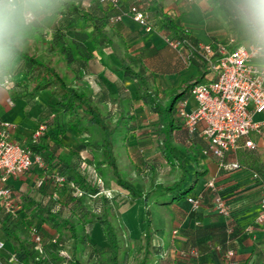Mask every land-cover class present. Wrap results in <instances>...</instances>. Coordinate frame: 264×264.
Segmentation results:
<instances>
[{"label":"crops","instance_id":"0c3cea01","mask_svg":"<svg viewBox=\"0 0 264 264\" xmlns=\"http://www.w3.org/2000/svg\"><path fill=\"white\" fill-rule=\"evenodd\" d=\"M124 1L131 3L132 0ZM160 2L163 11L171 15L182 29L189 32L197 46L211 44L216 48L221 43L230 50L242 44V38L230 20L232 0H160ZM56 25L57 19L53 18L38 32L24 55L43 62L69 85L90 92L100 112L104 116L109 112V118H106H111L112 123L120 113L127 117L132 115L130 119L132 130L126 131L123 135L125 128H121L115 140L114 151L115 147L119 148L124 144L135 145L136 140L131 139L136 137L139 139L137 150L145 151L149 146L142 144L140 138H154L158 153L162 156L157 144L158 117L145 106L137 80L124 76L120 58L131 61L130 64L146 77L148 90L156 93L161 100L170 96L173 89H178L182 81L195 78L203 67L205 71L207 68L204 82L213 78L214 72L209 70L206 64L202 66L201 60L190 55L181 44L172 45L173 41L164 38L158 26H151L146 31L130 15H123L121 21L104 26L103 32L95 36L96 42L93 44V37L89 36L91 28L82 19L72 22L71 30L63 35L61 32L59 35L56 34L58 32ZM62 46L65 51L62 50ZM68 49L74 59L71 62L66 59ZM9 95L12 98H19L21 105L13 103ZM184 99L187 109H192L196 105L190 92L175 101L172 110L175 128L171 132V140L187 167L188 179L182 188L189 184L195 172L199 178L194 188L184 197L175 202L158 204L161 207L157 212L156 228L152 223V245L157 256L145 264H171V261L179 258L180 250L190 249V246H195L199 250L200 254L198 253L196 257L198 264H227L225 260H229L226 256L228 248L234 251L231 258L233 264H264V224L254 223L261 211L260 201L264 196V128L259 133L250 134L249 138L255 144L253 149L241 146L227 151L222 162L225 164L236 162L239 167L224 168L215 157L202 154V149L206 146V141L200 134L202 123L192 134L185 129L177 112L180 101ZM54 101L55 98L45 90L32 94L23 72L18 71L15 75V87L8 93H0V120H7L13 124L10 139L24 145H32L31 133L38 123L58 119L52 108ZM32 110L35 113L28 115ZM139 110L142 113H138ZM255 119H264V113L256 115ZM155 121L156 126L153 127L151 124ZM135 123H139L137 129H134ZM54 132L55 135L49 137L48 127L39 144L43 142L44 145L54 147L56 155L65 158L69 165L78 167L79 174L85 176L83 154L89 152L81 149L80 145L73 149L75 143H71V137L76 138L74 134L81 135L83 132H76L67 126H64L61 132L54 128ZM115 154L118 156V149ZM78 157H81L80 160ZM162 158L164 159L163 156ZM151 166L146 169L150 177L155 175L156 171ZM56 170L53 167L33 166L19 176L9 177L8 184L13 197L21 199L27 193L30 197L40 199L42 195L38 194L36 189H34L36 195L31 196L32 189L28 185L30 177L38 173L41 176L45 174L53 181L54 175L57 176ZM91 170L93 173L89 174L95 184L96 170L95 168ZM169 170L172 173L170 166ZM208 180L214 181L215 191L205 186ZM215 193L221 195L228 203L230 207L228 216L219 215L214 211L212 204ZM189 195L200 196L201 204L197 209H192L186 201ZM109 198H112V195ZM154 199L155 197L149 202L157 204ZM135 202L138 207L131 206L119 214H122L133 227L131 231L125 220V227L128 226L131 234L130 239H137L138 248L139 237L145 226L141 222L145 216L143 200ZM150 203L149 209L151 215H154ZM135 219L140 220L138 225L133 222ZM230 229H233L231 237L226 240L225 236L227 237ZM4 242L2 253L7 256L13 249L10 242L5 240ZM183 264L190 263L186 261Z\"/></svg>","mask_w":264,"mask_h":264},{"label":"trees","instance_id":"16d2710c","mask_svg":"<svg viewBox=\"0 0 264 264\" xmlns=\"http://www.w3.org/2000/svg\"><path fill=\"white\" fill-rule=\"evenodd\" d=\"M130 6H136L140 10L146 12L148 15L147 21L150 26H158V30L164 38L181 44L188 50L190 55H194L201 60L202 66H204V64L207 65L197 47V43L192 39L187 30L182 29L171 15L163 11L160 0H132L131 3L119 0L117 7H111L107 3L100 2V0H72L71 6L63 14V17L57 20L56 31L58 32L56 34L61 32V35H63L68 30H71L72 26H70V24L72 22L82 19L91 28L89 36L93 37V44L96 42L95 36L103 32V27L108 23H112L110 18L113 15L124 13ZM62 50H66L64 46H62ZM66 59L68 62L74 60L70 49H68L66 53ZM130 62L124 58H120L121 69L124 76L129 79L137 80L142 91V100L145 106L152 113L157 115L159 122V126L156 130L157 144L162 156L172 170V179L168 183H156L154 180H151L148 188L145 190L139 187L135 181L123 176L114 151L115 136L119 134L118 132L121 131V128H125V131L122 133L123 135L126 131L132 130V124L130 122L132 115L127 117L125 114L120 113L115 122L112 124L108 123L107 118L100 112L99 107L92 100L90 92L78 90V88L69 85V83L65 82L52 68L24 54L21 58L19 68L14 75H16L18 71L23 72L32 94L40 90H46L55 98L52 108L55 115H58V119H52L50 122L48 120L40 121L46 124L47 129L48 127L57 128L58 132H61L63 127L67 126L74 129L76 132H99L96 139L88 144L80 145V148L86 149V151L93 155L97 154L95 159V166L97 169L100 170L102 165L109 167L115 184L126 191L131 201L143 200L144 216L148 222L139 237L140 242L136 253V257L138 258H133L132 264H145L151 258L152 253L155 252L152 245L153 230L149 201L155 197L154 200L157 204L175 202L189 193L194 188L199 178L197 172H195L189 184L182 188L188 179V174L187 167L183 159L179 156L177 147L171 140V132L175 128L172 110L175 101L179 97L190 92V89L194 85L204 82L207 68L206 71L204 67V70L200 69L197 76L192 80L182 81L178 89H173L171 91L172 93L169 101L165 102V100H161L157 97L156 93L148 90L146 77L138 69L133 67ZM42 137L43 136L33 143L31 147L37 151L43 159L44 166L41 168L53 167L57 169V176L54 175L53 177L54 185H56L54 186V191L61 187L68 188L69 185L71 186V188L66 189L68 193V200H66V202L68 203V201H70L74 206H72L71 212L76 214L77 217H80L90 228L93 224L102 227L107 245L106 264H123V242L119 236L117 227L111 223L113 215H115V217L120 215L119 212H117V202L108 200L107 195L101 192L99 186H93L84 175H80L78 167L69 165L65 158H61L59 154L56 155L54 147L44 145L43 142L39 144ZM56 177H62L63 181H57ZM43 186L44 182L42 178L41 185L37 186L38 190ZM40 191L41 190L38 191V194L44 196ZM54 191L52 190V193L48 195L56 196ZM82 192L92 196L95 202L100 201L102 207L101 212L96 213L88 209L81 197ZM162 197H164L165 200L160 201ZM11 199L14 204L19 206L20 211H24L38 219L40 225H50L56 232L61 234L62 240H73L76 242L80 239L79 231L74 220L70 217V212L69 214L67 213V215H63L62 209L55 210L47 206L45 207L41 203V200H37L35 197L23 196L21 199H15L12 190ZM1 211L7 214V211L3 207H0V212ZM120 225L122 226V224ZM123 228L126 230V227L123 226ZM33 229L39 234L42 240L41 244H43L44 239L38 232L39 226ZM232 231L233 229H230L229 233L225 232L227 233V237L225 236L226 240L231 237ZM0 234L2 239L10 242L13 249L12 252L15 253L18 259L17 262L12 263L10 261V264H85L79 259L75 251L71 254L54 252L49 257L43 256V254L35 248L33 243L23 239L20 232L7 225V222L1 218ZM52 242H56V239H53ZM94 247L99 248L100 246L94 244ZM190 248L196 249L199 253V250L195 248V246H190ZM5 258L8 260V257ZM186 261L190 264H193V262L197 263L196 258L186 254L184 256H179L176 260L174 259L171 261V264L174 262L183 264ZM226 261L227 264H230L228 263L229 260H225V262Z\"/></svg>","mask_w":264,"mask_h":264},{"label":"built area","instance_id":"2783aa9c","mask_svg":"<svg viewBox=\"0 0 264 264\" xmlns=\"http://www.w3.org/2000/svg\"><path fill=\"white\" fill-rule=\"evenodd\" d=\"M100 2L117 7L119 0H100ZM123 15H130L146 31L151 28L147 21V13L136 6H130L124 13L113 15L110 21L112 23L119 22ZM171 43L172 45L177 44L174 41ZM197 47L209 70L213 71L215 76L190 89V95L196 103L194 108L187 109L184 99L180 101L177 112L185 129L190 134L194 133L202 123L200 134L206 141L202 154L215 157L220 161V166L224 168L234 169L238 167L236 162L229 164L222 162L225 153L241 146L253 149L255 144L249 138L250 134L259 133L264 128V119H255L256 115L264 113V80L258 79L253 66L242 58V44L230 50H227L223 44H218L216 48L211 44L198 45ZM11 128H13L11 122L0 120V203L1 207L9 213L13 211L14 206L19 209V206L14 204L11 199L9 177L19 176L33 166H44L41 155L31 145H24L10 139ZM46 132V124L38 123L31 133L32 143L38 141ZM56 180L62 182L63 178L56 177ZM41 183L42 179H39L37 186ZM205 186L215 191L213 180H208ZM186 201L192 209H197L201 204L199 195H189L186 197ZM260 206L261 211L254 220L255 224H264V196L261 198ZM212 207L219 215L228 216L230 214L228 203L218 193H215L213 197ZM32 233L34 235L33 242L41 244L42 240L39 234L34 229H32ZM4 245L5 242L0 237V264H10V261L17 262L18 259L14 252H10L7 256L2 253ZM186 254L196 258L198 251L194 248L179 251V256ZM233 254V249L228 248L226 256L230 264H233L231 259ZM5 257H8L9 262ZM193 264L197 263L193 262Z\"/></svg>","mask_w":264,"mask_h":264},{"label":"rangeland","instance_id":"374dc122","mask_svg":"<svg viewBox=\"0 0 264 264\" xmlns=\"http://www.w3.org/2000/svg\"><path fill=\"white\" fill-rule=\"evenodd\" d=\"M46 91V90H45ZM13 103L16 105H21L20 99L16 97H11L9 95ZM171 98V95L165 98V102L169 101ZM18 109V106H17ZM35 113L33 110L29 113L28 115ZM109 113V112H108ZM106 113L105 117L109 118V114ZM138 113H142V111H138ZM148 114V113H147ZM259 116V115H258ZM52 119V117H51ZM108 123H112L111 118L107 119ZM152 123V122H151ZM139 123H135L134 129H137V126ZM153 127L156 126V121L154 124H151ZM152 129V128H151ZM137 131V130H136ZM47 133V132H46ZM54 128H50V135H55L54 134ZM76 138L71 137V143H75L73 149H77L79 147L78 145H85L91 142L92 140L97 138V135H99V132H83L81 135H76L74 134ZM118 135V134H117ZM115 136V138L117 137ZM140 135V134H139ZM138 135V136H139ZM131 140H136L135 145H128L126 146L125 144L123 146H120L119 148L115 147V152L118 149V156L117 160L119 163V167L121 170V173L125 178H129L137 183L139 187L142 189L147 188L149 185V182L151 180H154V182H160L162 184H166L170 179H172V173L169 170V166L165 162V160L162 158V156L158 153L157 146L155 144L154 138L147 139V138H140L142 140V144H146L149 146L148 150H143V151H138L137 150V145H138V138H132ZM127 141V140H126ZM132 142V141H131ZM133 143V142H132ZM75 156V155H73ZM85 157L84 161V173L86 174V178L92 183L93 186L96 184L99 185V189L101 192L107 193V197L112 195V198H109L112 201H116L118 204L117 212H123L125 210L130 209L131 206L133 207H138L139 205H136V202H132L127 193L120 189L114 182L112 178V173L109 167L102 165L100 167V170L97 169L95 166V159L97 157V154H91V153H85L83 154ZM81 157H78L80 160ZM76 159V158H75ZM149 165H152L155 168V175L153 177L149 176V172L146 170ZM92 168H95L96 172V183L94 184V180L91 179L89 173L92 172ZM43 178L44 186L39 189L41 190L40 193H43L44 196H41L40 199L41 203L46 207H49L51 209L59 210L62 209L63 215L69 212L71 213L72 219L74 220L77 229L79 231V236L80 239L74 242L73 240H62L61 234L56 232L50 225L44 224L40 225L39 220L32 217L30 214L20 211L17 207H13V211L11 213L7 214L0 212V218L5 220L7 222V225L10 227L16 229L18 232L21 233L22 238L25 239L26 241H29L34 244L35 248L43 254L45 257L51 256L54 252H60L63 254H71L73 251L76 252L77 256L81 261H83L85 264H106V257H107V251H106V242H105V235L103 232V229L101 226L97 224H93V226L90 228L89 226L86 225L85 222L80 219V217H77L76 214H73L71 211V208L73 204L68 201L66 202L68 193L66 192L68 188H71L69 185L68 188L66 187H61L60 189L56 188L57 190L54 191V182L51 180V177H47L45 174L41 176V174L38 173V175H35L34 177H30L29 180V188L32 190L30 193H32L31 196L36 195V191L38 190L37 187V182L39 179ZM99 180V182H98ZM34 189L36 191L34 192ZM65 189V190H64ZM54 191L56 196H51L48 195ZM29 192V190H28ZM102 193V194H103ZM78 194V193H76ZM27 197H30L27 193ZM83 202H85V205L90 209L91 211H94L96 213L101 212V203L95 202L94 198L90 196L88 193H83L81 195ZM99 197V196H97ZM22 198V197H21ZM108 199V200H109ZM165 200L164 197L160 199V201ZM67 203V204H66ZM61 205V206H60ZM69 205V206H68ZM152 208L154 209V215H151V222L153 223V227L156 228L158 225V210L161 207V205L155 204L154 202L150 203ZM1 207V203H0ZM74 207V206H73ZM115 213V212H114ZM131 228V231H133V227H131L130 222L125 219L122 214H120L118 217H115L113 215L111 219L112 225L116 226L118 229L119 236L123 242L124 250L122 253V260L123 264H132L133 258H138L136 257V248L138 241L136 238H131L130 239V231L128 226H126V230H124L123 226L125 227L126 222ZM135 224H139L140 220L133 221ZM148 221L146 219H142L143 225L145 224L144 228L146 227ZM122 224V226L120 225ZM39 226L38 232L41 234L42 238L44 239L43 244H36L33 242V233L32 229L37 228ZM152 227V228H153ZM116 229V228H115ZM1 235V234H0ZM53 239H56V242H52ZM94 244L97 246H100L99 248L94 247ZM37 251V252H38ZM157 256V254L152 253L151 258ZM150 258V259H151ZM149 259V260H150ZM137 260V259H136Z\"/></svg>","mask_w":264,"mask_h":264},{"label":"clouds","instance_id":"9594fccd","mask_svg":"<svg viewBox=\"0 0 264 264\" xmlns=\"http://www.w3.org/2000/svg\"><path fill=\"white\" fill-rule=\"evenodd\" d=\"M72 0H0V93L15 87V73L38 32ZM230 20L242 38L243 56L264 80V0H232Z\"/></svg>","mask_w":264,"mask_h":264}]
</instances>
